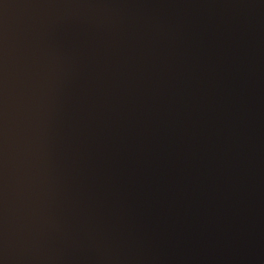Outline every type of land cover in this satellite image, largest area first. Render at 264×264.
I'll return each instance as SVG.
<instances>
[{"label": "water", "instance_id": "obj_1", "mask_svg": "<svg viewBox=\"0 0 264 264\" xmlns=\"http://www.w3.org/2000/svg\"><path fill=\"white\" fill-rule=\"evenodd\" d=\"M0 264H264V0H0Z\"/></svg>", "mask_w": 264, "mask_h": 264}]
</instances>
